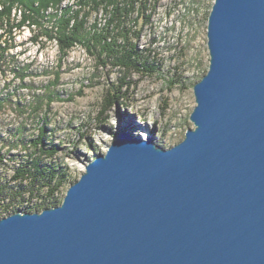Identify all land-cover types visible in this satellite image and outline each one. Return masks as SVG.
<instances>
[{"label": "water", "instance_id": "1", "mask_svg": "<svg viewBox=\"0 0 264 264\" xmlns=\"http://www.w3.org/2000/svg\"><path fill=\"white\" fill-rule=\"evenodd\" d=\"M194 127L122 130L59 205L0 218V264H264V0H214Z\"/></svg>", "mask_w": 264, "mask_h": 264}, {"label": "rangeland", "instance_id": "2", "mask_svg": "<svg viewBox=\"0 0 264 264\" xmlns=\"http://www.w3.org/2000/svg\"><path fill=\"white\" fill-rule=\"evenodd\" d=\"M213 2L149 0L143 16L136 5L137 11L126 24L133 31L130 39L143 59L158 67L152 74L132 73L134 108L131 103L115 102L108 94L120 76L117 68L101 66L81 43L63 47L57 39L62 9L79 10V0H58V5L51 4L38 18L34 12L22 11L17 1L0 0V9L5 12L0 15L1 183L14 185L12 176L29 155L39 154L41 146L53 148V156L41 157L68 175L55 195L63 201L85 166L105 153L122 130L153 136L164 148L184 139L187 129L194 127L190 119L197 104L194 84L209 69L207 14ZM87 9L88 27H101L110 17L103 6ZM55 14L57 19L52 17ZM147 14H151L149 19ZM132 118L139 127L136 130L126 125ZM41 128L46 137L43 145H36ZM7 201L1 197L0 206ZM39 201L26 195L17 206ZM6 215L9 213L0 209V218Z\"/></svg>", "mask_w": 264, "mask_h": 264}, {"label": "trees", "instance_id": "3", "mask_svg": "<svg viewBox=\"0 0 264 264\" xmlns=\"http://www.w3.org/2000/svg\"><path fill=\"white\" fill-rule=\"evenodd\" d=\"M9 1L13 4L16 1L21 3L20 9L22 11L34 12L37 18L41 17V11L44 12L51 4L58 5V0ZM137 4L139 5V16H143L150 7L149 0H79V10L62 9V15L58 17V30L56 32L58 33L56 37L63 47H69L76 42L81 43L89 53L95 56L101 66L111 65L117 68L120 76L117 84H113V87L108 90V94L114 98L115 102H120L123 105L131 103L134 108L136 107L135 100L131 95L132 87H134V82L131 80L132 73L141 71L152 74L158 67L152 65L148 58L143 59L136 43L130 39V34L133 31L126 24L131 14L137 11ZM101 6H103V10L110 14L109 19L101 27L97 24L90 27L86 26L85 19L88 12L85 10H88L87 8L99 9ZM4 13V10L0 9V15ZM150 15H145L146 19H149ZM207 15L209 17V12ZM57 16V14L52 15L56 19ZM32 19L35 20L34 17ZM138 19L139 17L133 19L134 24L137 23ZM136 36H139V31ZM120 37L124 38L123 43L119 42ZM1 105L2 103H0ZM39 136L36 145H41V143L43 145L46 137L44 128H41ZM88 147L91 148L92 145L89 143ZM39 150V154L36 155L37 152H34V154L29 155V158L16 168L12 176L15 181L14 185L9 186L6 183H1L0 179V198H7L8 200L6 204H1L0 209L2 211L9 214L16 211H40L62 203V200L56 199L55 195L61 186L67 182L68 175L60 166L43 162L41 156H53V148L44 149L41 146ZM26 195L28 197H38L40 201L32 206H23L22 203L17 206V201L26 198Z\"/></svg>", "mask_w": 264, "mask_h": 264}, {"label": "bare ground", "instance_id": "4", "mask_svg": "<svg viewBox=\"0 0 264 264\" xmlns=\"http://www.w3.org/2000/svg\"><path fill=\"white\" fill-rule=\"evenodd\" d=\"M126 125L131 129V130H136L138 129V125L136 124V122L134 121V119H130L126 122ZM144 138H146L145 136H143Z\"/></svg>", "mask_w": 264, "mask_h": 264}]
</instances>
